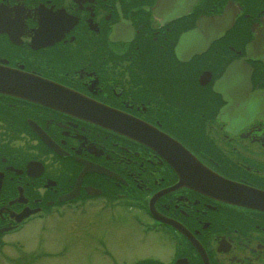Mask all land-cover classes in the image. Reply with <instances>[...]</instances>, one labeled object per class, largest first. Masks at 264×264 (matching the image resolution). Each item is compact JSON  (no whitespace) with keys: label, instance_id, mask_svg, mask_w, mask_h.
Returning <instances> with one entry per match:
<instances>
[{"label":"flooded vegetation","instance_id":"flooded-vegetation-1","mask_svg":"<svg viewBox=\"0 0 264 264\" xmlns=\"http://www.w3.org/2000/svg\"><path fill=\"white\" fill-rule=\"evenodd\" d=\"M260 92L264 0H0V255L34 222L95 212L156 252L134 264H264V211L180 184L142 138L264 193V97L236 117L227 101Z\"/></svg>","mask_w":264,"mask_h":264},{"label":"rangeland","instance_id":"rangeland-1","mask_svg":"<svg viewBox=\"0 0 264 264\" xmlns=\"http://www.w3.org/2000/svg\"><path fill=\"white\" fill-rule=\"evenodd\" d=\"M88 214L93 223L69 217L49 219L43 224L34 222L17 235L27 253L24 258L19 257L27 259L28 264H101L92 250L96 241H104L117 256L116 263L104 258V264H134L136 260L130 257L150 251L143 249L138 232L130 223H111L107 213ZM148 255L157 257L154 251Z\"/></svg>","mask_w":264,"mask_h":264}]
</instances>
